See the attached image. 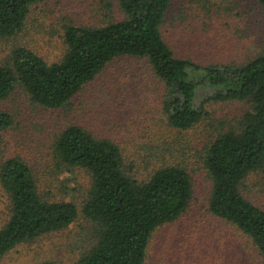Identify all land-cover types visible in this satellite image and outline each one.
Instances as JSON below:
<instances>
[{"label":"trees","instance_id":"16d2710c","mask_svg":"<svg viewBox=\"0 0 264 264\" xmlns=\"http://www.w3.org/2000/svg\"><path fill=\"white\" fill-rule=\"evenodd\" d=\"M41 1L0 0V36L21 32L31 6ZM115 1L121 18L101 26L65 27L66 51L58 61L14 46L0 64V99L19 86L35 104L62 108L111 61L129 56L144 59L163 84L162 109L175 128L196 124L206 113V101L248 102L238 125L206 146L201 163L212 181L208 210L246 236L264 263V209L241 192L243 180L264 169V48L242 63L202 64L178 57L161 34L171 0ZM258 2L264 9V0ZM198 89L205 90L200 100ZM10 125V116L0 112V148L1 132ZM50 152L58 168H81L91 176L81 212L92 222L93 238L74 264H146L152 233L189 205L191 177L181 163L160 166L139 180L124 170L113 140L78 124L64 127ZM0 184L10 200V214L0 228V259L20 242L67 227L78 215L71 201L43 199L28 163L18 155L3 159L1 150Z\"/></svg>","mask_w":264,"mask_h":264},{"label":"rangeland","instance_id":"374dc122","mask_svg":"<svg viewBox=\"0 0 264 264\" xmlns=\"http://www.w3.org/2000/svg\"><path fill=\"white\" fill-rule=\"evenodd\" d=\"M111 17H122L115 0L37 2L21 32L0 36V64L8 60L14 46L29 48L47 62L58 61L66 51L65 27L101 26ZM161 34L178 57L202 64L242 63L264 48V9L258 0H171ZM198 90L200 100L205 90ZM163 93V84L144 59L124 56L111 61L62 108L35 104L19 86L0 99V112L11 118V125L1 132V158H23L43 199L71 201L78 210L67 227L20 242L0 264L49 260L74 264L90 247L92 222L81 207L91 176L81 168H58L50 152L55 136L70 124L113 140L121 149L124 170L139 180H146L160 166L176 163L190 174L189 205L152 233L146 264H264L246 236L208 210L212 181L201 163L206 146L218 133L237 126L250 104L206 101V113L182 130L169 124L161 105ZM241 192L264 209V169L250 173ZM9 214L10 200L0 184V228Z\"/></svg>","mask_w":264,"mask_h":264}]
</instances>
